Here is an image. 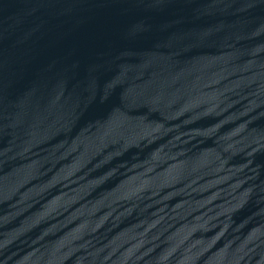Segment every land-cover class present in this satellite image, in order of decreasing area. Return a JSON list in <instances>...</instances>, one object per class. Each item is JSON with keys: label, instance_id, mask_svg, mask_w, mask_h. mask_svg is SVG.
I'll return each instance as SVG.
<instances>
[{"label": "water", "instance_id": "obj_1", "mask_svg": "<svg viewBox=\"0 0 264 264\" xmlns=\"http://www.w3.org/2000/svg\"><path fill=\"white\" fill-rule=\"evenodd\" d=\"M0 264H264V0H0Z\"/></svg>", "mask_w": 264, "mask_h": 264}]
</instances>
